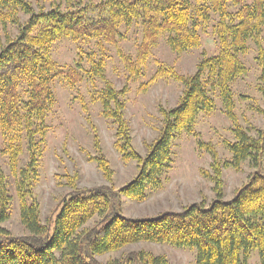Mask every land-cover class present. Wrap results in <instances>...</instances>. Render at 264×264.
<instances>
[{
    "label": "trees",
    "instance_id": "1",
    "mask_svg": "<svg viewBox=\"0 0 264 264\" xmlns=\"http://www.w3.org/2000/svg\"><path fill=\"white\" fill-rule=\"evenodd\" d=\"M103 0L62 10L52 6L35 11L32 0H0V24L19 25V14L27 16L14 38L6 37L0 48V133L4 137L0 159L5 157L15 174L23 148L27 162L14 181L19 219L26 234L13 236L0 227V264H103L97 257L123 250L140 242L167 244L196 251L195 264H248L256 252L264 264V174L253 173L247 183L225 200L222 172L239 171L240 165L252 160L256 168L264 154V127L251 137L236 122L233 95L229 84L244 76L246 69L237 53L247 52V43L255 40L256 62L260 67L259 91L264 98V48L258 38L264 26V0ZM236 9L234 13L229 8ZM216 14V36L220 51L197 64L193 75L183 77L172 70H161L156 78L171 77L180 82L183 91L176 106L161 110L162 128L147 146L144 157L131 144L130 127L124 118V90L116 91L103 74V61L91 60L87 72L105 81L97 96L102 114L116 124L115 149L124 160L138 163L136 176L116 191L99 186L78 188V173L68 177L69 190L60 199L59 210L45 225L40 218L39 203L34 194L37 166L42 156L45 136L44 120L54 103L53 79L63 75L49 58L53 42L62 38L114 42L120 25L129 26L140 20L142 40L134 63L124 59L135 75L145 63L158 37L167 35L169 48L182 53L200 46L198 30ZM73 85L78 76L70 70L64 74ZM27 87L25 100L19 92L20 82ZM217 90L224 112L233 124L235 142L229 144L230 162L221 163L211 145L199 143L211 155L210 173L214 198L192 203L178 212L166 211L154 217L131 219L120 213V198L142 202L149 189L157 190L171 164V147L176 135L193 134L200 113H210L214 101L208 90ZM264 113V111H263ZM99 152V150H98ZM106 179L111 170L100 154L93 158ZM12 196L7 176L0 162V224L10 215ZM98 215L91 227L86 223ZM104 264H167L152 253L130 251L120 260Z\"/></svg>",
    "mask_w": 264,
    "mask_h": 264
},
{
    "label": "rangeland",
    "instance_id": "2",
    "mask_svg": "<svg viewBox=\"0 0 264 264\" xmlns=\"http://www.w3.org/2000/svg\"><path fill=\"white\" fill-rule=\"evenodd\" d=\"M101 1L103 0H32V6L35 11L40 8L46 11L52 6L65 10ZM191 2L194 5L195 0ZM250 2L247 0L248 4ZM235 11L233 7L229 8L230 13ZM26 19L27 16L20 13L19 25ZM218 21V15L211 13L208 23L198 30L200 46L182 53L172 51L167 44V35H161L135 75L126 67L124 59L134 63L139 55L142 40L140 20L133 21L129 26L120 25L112 43L97 38H62L51 44L49 58L63 75L56 76L51 84L54 103L44 120V146L34 186L43 224L48 225L55 218L59 201L69 190L68 177H72L75 172L78 173V188L107 186L113 191L131 181L138 172L139 165L136 161L124 160L116 151V124L102 114L97 96L105 88V81L114 90L125 91L121 99L125 103L124 118L130 127L132 149L144 157L147 146L156 140L162 128L161 110L176 106L183 91L180 82L167 76L156 78V73L165 68L188 77L194 74L200 61L218 55ZM19 25L0 24V48L7 36L14 38L18 34ZM258 41L264 48V26ZM257 52L255 40H250L247 52L237 53L246 74L229 84L236 122L251 137H257L258 131L264 127V98L259 91L260 67L255 60ZM91 60L103 61L105 81L87 73L91 68ZM69 70L78 76L73 85L68 84L64 76ZM26 91V84L21 81L19 92L23 100L27 98ZM208 91L214 101V109L210 113L198 114L193 134L182 132L176 135L171 147V164L162 177L161 187L157 190L149 189L142 202L120 198L118 206L123 216L131 219L154 217L166 211L178 212L202 199L208 203L214 198L213 183L204 176L205 172L211 171V155L200 149L198 144L211 145L221 163L230 162L232 155L228 146L235 142V137L232 132L233 124L225 115L217 90ZM3 145L4 137L0 133V150ZM100 154L109 163L112 173L109 180L93 160ZM0 162L12 196L9 218L0 227L13 236H23L26 232L19 219L14 181L19 176V170L25 167L27 153L23 148L15 174L11 173L5 157ZM255 171L264 174V154L258 168L252 160H246L240 165L239 171L224 169L222 180L225 200L231 199L234 192L245 185ZM98 219L99 216L94 215L85 227L93 226ZM141 250L163 257L167 264H195V250L148 242L128 245L121 251L97 257V260L104 264L120 260L127 252ZM259 262L257 253L251 252L248 264Z\"/></svg>",
    "mask_w": 264,
    "mask_h": 264
}]
</instances>
